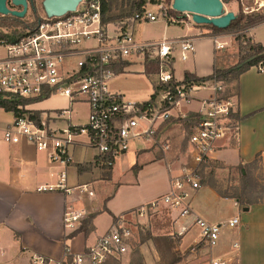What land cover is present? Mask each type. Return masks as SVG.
Wrapping results in <instances>:
<instances>
[{"label":"built area","instance_id":"1","mask_svg":"<svg viewBox=\"0 0 264 264\" xmlns=\"http://www.w3.org/2000/svg\"><path fill=\"white\" fill-rule=\"evenodd\" d=\"M6 6L13 7L11 0H6ZM100 6V0H81L76 10L68 15L47 16L44 12H38L34 13L32 19L16 27L0 25L1 95L36 98L43 97L47 90L49 95L66 97L70 106L85 101L88 107L83 123L67 121L72 113L68 107L41 111L38 114L39 123H36L30 117L33 113L31 107L36 102L20 104L16 110L23 112L19 115L11 111L12 119L0 128V143H31L37 151H47L51 162L63 166L54 182L36 187L40 192H70L75 188L68 187L65 166L71 159L69 147L81 135L86 137L88 146L95 151L96 167L109 171L132 142L148 140L154 135L157 125L171 115L169 108L161 109V102L181 111L182 102L187 104L197 100V109L193 112L196 122L188 138L197 162L202 156L208 157L213 142L223 135L232 121L227 114L230 109L235 111V102L232 101L235 96H219V92L224 91L223 81L208 80L199 85L179 83L171 89L173 51L178 49L179 59L188 60L193 52L190 38L139 42L133 36L136 23L154 22L165 17V20H169L167 23L179 24L185 22L184 19L167 16L166 11L158 14L156 11L163 8L160 4L156 5L158 9L155 11L145 6L141 15L126 17L119 26H114L113 23H101ZM243 12L264 13V0H252L250 5L243 7ZM184 14L194 23L188 13ZM109 25L113 27L110 33L107 32ZM13 29L19 34L13 33ZM225 47L226 42L215 41V49ZM140 55L159 60L155 80L157 84L167 85L146 106H141L142 102L124 100L108 86L109 80L116 74L106 68L107 65ZM258 69L264 68L258 66ZM156 117L160 119L158 123ZM59 121H64V126H57ZM169 182L166 193L121 215L82 251L64 253L57 260L32 255L29 264H104L109 260H118L131 251L137 235V223H148L161 208L172 216L178 234L196 230L191 252L204 259L202 264H238L236 240H232L223 252L215 255L212 252L219 243L221 231L234 230L239 224V217L213 222L197 213L191 202V190H196L200 184L192 171L172 175ZM76 187L88 194L92 190L90 183ZM84 216L83 212L68 207L63 216L65 228L75 230Z\"/></svg>","mask_w":264,"mask_h":264},{"label":"crops","instance_id":"2","mask_svg":"<svg viewBox=\"0 0 264 264\" xmlns=\"http://www.w3.org/2000/svg\"><path fill=\"white\" fill-rule=\"evenodd\" d=\"M136 24L133 36L139 42L184 37L192 40L193 52L188 60L179 59L178 49L173 51V75L177 81L182 80L184 70L199 77L212 73L215 41L221 42L222 36H204L206 29L186 21L179 25L163 20ZM261 25L264 23L250 28L248 34L264 45V28ZM140 67L136 74L130 71L116 74L108 82L110 90L127 101L148 100L153 88L138 87L137 80L145 75L143 65ZM126 80H132V83ZM60 98L65 103L62 107L39 109L36 107L38 101L31 108L41 112L68 107L72 113L67 121L83 123L73 121L74 115H78L74 106L82 104L88 110L86 102L79 101L70 106L66 97ZM233 102L240 119L229 123L223 135L213 142L207 156L225 166H236L252 161L260 153V165L264 167V69L252 66L239 75L238 94ZM86 115L87 112L84 122ZM11 119V112L0 108V128ZM56 125L64 126V121ZM166 148L161 147L153 135L148 140H136L115 161L109 174L102 175V170L94 163V149L81 135L69 147L71 159L65 166L68 187L75 188L70 192H40L36 187L54 182L63 166L51 162L47 151H37L31 143H0V264H29L32 255L57 260L64 253L80 252L105 233L121 215L166 193L172 175L191 172L192 168L186 166L189 160L192 167L197 164L195 150L190 144L176 160L170 157ZM86 183L92 186L90 194L76 187ZM191 193L194 210L202 217L213 222L239 217L234 230L221 231L212 254L223 252L232 240H236L238 264H264V203L253 204L244 210L233 199L220 197L208 186L191 190ZM223 201L232 204V210L226 217H221L216 210ZM68 207L86 215L80 225L90 216L86 230H77L80 225L73 231L65 228L63 216ZM184 237L192 244L196 240H192L193 234L190 233Z\"/></svg>","mask_w":264,"mask_h":264},{"label":"rangeland","instance_id":"3","mask_svg":"<svg viewBox=\"0 0 264 264\" xmlns=\"http://www.w3.org/2000/svg\"><path fill=\"white\" fill-rule=\"evenodd\" d=\"M34 7L36 13L43 12V8L41 5L42 0H34ZM171 2H166V0H151L148 1L146 7H151L154 11L158 9L156 5L162 4L163 8L158 9L156 12L158 14H164L166 11L167 15H171ZM252 0H230L224 3L225 11H232L234 14H237L239 10L242 11L244 15H254V14H245L243 12V7L245 5H250ZM122 8V0H116L113 2V10L112 13H117ZM123 9V8H122ZM185 21L190 22L186 14ZM189 14V13H188ZM190 15V14H189ZM34 13L32 9L28 8V11L24 18L20 19L22 22L28 21L32 19ZM167 18V17H166ZM158 20H164L168 22L169 20H165V17H160ZM114 26H119L120 21L112 22ZM143 23V22H141ZM148 23V22H144ZM16 23H10L7 21V26L12 27ZM168 24H177L178 23H168ZM262 24V23H261ZM137 25V24H136ZM135 25V26H136ZM149 25V24H147ZM134 26V28H135ZM252 28V27H251ZM261 28H264V25H261ZM113 27L109 25L107 27V32H112ZM209 30V29H208ZM207 29L204 30L205 32L208 31ZM249 33V31H248ZM249 35V34H248ZM222 36L221 42H226V47L221 49L218 54L224 55V58L227 59L230 63H233L238 58V49L237 44L234 38L231 35H220ZM93 43V41H92ZM246 43H243L245 46ZM247 49V46H245ZM243 52V51H242ZM241 52V53H242ZM144 57L139 56L138 58H132L129 61H132V64L124 69V71H130L131 73L136 74L137 69H140V65L143 63ZM68 68V67H67ZM260 68H264V66H260ZM140 76L138 81L139 88H151V84H157L155 80V74H146ZM147 76V77H146ZM123 77H119L122 79ZM127 82L129 80H126ZM151 82V84H150ZM128 83H132L130 80ZM227 87L231 88V90L235 87V81L233 80L229 84L224 85V89ZM225 91V90H224ZM61 96V95H60ZM58 94H51L46 100L40 101L36 107L37 108H55V106L62 107L65 105L63 98H60ZM235 101V97H232ZM137 102V101H136ZM154 107L157 109L156 103ZM66 108V107H64ZM169 108L171 111V115L166 118L164 121L160 122L156 130L154 132V137L158 144L161 147H166L168 154L173 160L180 159L182 153L185 151L186 146L188 144V138L192 131V127L196 122V119L191 115L197 109V100H191L190 103H181V111L178 110L175 106H170L168 104L164 105L161 102V109ZM78 115H74L73 121L84 122V116L86 114V106L82 104H76L74 106ZM158 112L160 114L161 112ZM77 119V120H76ZM160 121L159 118L156 117V122ZM223 123L227 124L226 120H223ZM186 166L190 168H194L196 164L192 167V161L189 160L186 162ZM215 163H210V166H207L204 169V173L208 174L209 171L212 169V166ZM191 169V171H192ZM214 171V180L217 183L221 184L223 188H227L229 186H237L238 185V178L235 173L228 169L223 168H213ZM102 175H104L103 170L101 171ZM256 175L263 183L264 179V172L261 169H256ZM104 177V176H103ZM198 177V176H197ZM199 178V177H198ZM200 187L204 186L200 183ZM198 189V188H197ZM192 194V193H191ZM192 202V201H191ZM193 204V203H192ZM217 212L220 213L221 217H226L232 210V204L229 202H221L217 206ZM147 224V225H146ZM146 224L137 223V235L136 239L133 242L132 249L129 253L124 255L123 257L119 258L118 260H109L105 264H202L203 258L199 257L198 255H194L191 252V240L187 239V233L190 235L193 234L192 240L196 238V232L194 230H190L186 234H178L176 231V227L173 225L172 216L168 213L167 210L161 208L158 212H156L150 219L149 222ZM190 242V243H189Z\"/></svg>","mask_w":264,"mask_h":264},{"label":"trees","instance_id":"4","mask_svg":"<svg viewBox=\"0 0 264 264\" xmlns=\"http://www.w3.org/2000/svg\"><path fill=\"white\" fill-rule=\"evenodd\" d=\"M116 0H100V17L101 23H112L118 22L126 17H130L134 14L141 15L147 2L151 0H122V8L117 13H112L113 2ZM154 1V0H153ZM170 0H166L169 2ZM230 0H222L223 3H226ZM30 8L33 13H36L34 7V0H29ZM171 15L177 20L184 19L185 15L182 12H178L174 9H170ZM67 13L66 15H68ZM168 16V15H167ZM7 21L10 23H16L14 27L20 25L22 21L14 16L5 15L0 16V25H6ZM264 23V13L254 14V15H244L241 10L235 14V17L229 22L225 27L218 28L212 24H196L202 29H209L204 36L215 37L217 35H231L238 49V58L235 62L230 63L227 59L224 58V55L218 54L221 49H215L213 54V70L212 73L205 77H199L195 73L184 70L183 78L181 81H177L174 78L172 66V60L170 63L171 69V89L179 83L196 84L199 85L204 81L215 80L223 81L224 84H229L233 80L235 81V87L233 90L227 87L225 91L219 92L221 98H229L231 96H237L238 94V77L240 74L248 70L252 66H264V45L260 42L255 41L252 35H248V30L251 27ZM13 33L19 34L16 29H13ZM246 43L247 49L243 46V43ZM243 51V52H242ZM242 52V53H241ZM132 64V61L124 60L111 63L106 66V68L112 70L115 74L123 73L124 69ZM143 73L146 74H155L159 71L160 62L158 59H148L145 55L143 60ZM165 84H152L153 92L150 95L149 99L142 102L141 106H146L147 104L154 101L158 92L161 89L166 88ZM48 91L46 90L43 97L36 98H22V97H7L0 94V108L5 111H14L15 114H21L23 111H17L16 106L20 104L34 103L43 100L48 97ZM40 111L33 110L32 115L30 116L36 123L38 121V114ZM196 119V114H191ZM227 117L235 122L240 119L239 114L236 111L229 110ZM260 153H257L254 159L247 163H240L236 166H225L222 162L217 160H211L206 156H202L201 160L197 162L196 166L192 169V174L196 175L200 179V183L204 186H208L213 189L220 197L233 199L240 208L248 209L249 206L256 203H264V179L263 183L256 175V169H261L264 172V167L260 165ZM215 163L212 166V169L208 174L204 173V169L207 166H210V163ZM213 168H223L228 169L236 174L238 178L237 186H229L223 188V186L217 183L214 180V171ZM109 171H106L105 175H108ZM88 219L90 216L84 220L77 230L84 229L86 230V225H88ZM115 219V218H114Z\"/></svg>","mask_w":264,"mask_h":264},{"label":"water","instance_id":"5","mask_svg":"<svg viewBox=\"0 0 264 264\" xmlns=\"http://www.w3.org/2000/svg\"><path fill=\"white\" fill-rule=\"evenodd\" d=\"M81 0H42L43 12L47 16H62L74 12ZM13 7L0 0V14L23 18L30 6L29 0H11ZM171 8L189 13L195 24H212L225 27L235 17L234 12L225 11L222 0H172ZM246 210V209H244Z\"/></svg>","mask_w":264,"mask_h":264}]
</instances>
